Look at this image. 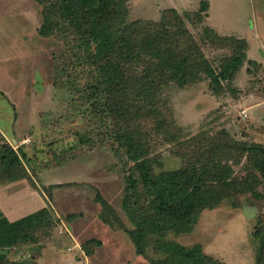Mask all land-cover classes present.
I'll list each match as a JSON object with an SVG mask.
<instances>
[{"label":"rangeland","instance_id":"374dc122","mask_svg":"<svg viewBox=\"0 0 264 264\" xmlns=\"http://www.w3.org/2000/svg\"><path fill=\"white\" fill-rule=\"evenodd\" d=\"M203 1L208 3L206 10ZM125 5L127 21L157 20L164 9L176 8L217 70L233 43L211 42L205 32L207 23L217 28L214 31L218 35L253 28L264 40V0H126ZM41 9L37 0H0V129L8 141L17 135L25 139L21 148L27 157L22 159L23 169L46 199L53 222L37 229L35 241L11 247L9 257L21 264H150L136 253L128 232L101 218L106 209L95 199L97 192L132 228L122 206L131 163L114 152L112 140L93 135L97 124L88 113V104L80 100L72 104L71 96L79 95L54 72L55 57L64 50V44L55 35L39 34ZM253 75L262 85L257 79L260 74ZM223 82L225 90L218 94L212 92L206 77L184 86L169 83L163 87L164 118L171 120L165 128L173 125L174 129L172 134L156 135L150 130L152 123L147 125L149 156L156 159V171L181 166L175 143L182 138L226 130L234 139L251 140L245 129L249 118L238 105L230 104L231 96L238 97L237 86L234 80ZM85 132L89 141L81 137ZM5 140L0 133V143ZM12 143L16 148L21 144ZM234 169L243 173L242 161L234 164ZM258 190V196L248 193L234 202L224 199L213 208L202 209L190 229L169 232L167 238L185 246L200 243L202 251L219 264L255 263L260 235L264 236V183ZM89 239H99L100 243H86ZM75 243L80 247H74ZM146 251L153 257L162 255L153 243Z\"/></svg>","mask_w":264,"mask_h":264},{"label":"trees","instance_id":"16d2710c","mask_svg":"<svg viewBox=\"0 0 264 264\" xmlns=\"http://www.w3.org/2000/svg\"><path fill=\"white\" fill-rule=\"evenodd\" d=\"M37 2L42 6L39 34L55 35L63 41L64 50L55 57L54 72L79 95L71 96L72 104L79 100L88 104V113L97 124L93 135L112 140L114 152L131 163L122 206L132 228L97 192L95 199L102 208L107 210V206L110 214L107 217L108 212L102 211L101 218L128 232L136 253L150 264H219L202 251L200 243L185 246L168 239L167 234L190 229L202 209L213 208L224 199L234 202L244 194L258 196V187L264 183V142L237 140L226 130L196 134L175 143L182 157L179 168L156 171V159L149 156L147 125L152 123L150 130L156 135L173 133V125L165 128L171 120L164 118L166 101L161 97L169 83L184 86L206 77L213 93L225 90L223 81L233 80L246 60V41L218 35L206 25L211 42L233 43L217 70L176 8L164 9L157 20L127 21L126 0ZM207 7L203 1V9ZM83 134V141H89V133ZM26 158L20 148L1 142L0 178L27 177L22 166ZM241 161L244 172L238 173L234 164ZM47 206L15 220L7 219L0 210V264H21L10 259L9 249L35 241L37 229L53 223ZM112 217L114 220L108 219ZM260 239V253L253 264H264L262 234ZM90 241L100 243L99 239L86 243ZM150 243L160 257L147 253Z\"/></svg>","mask_w":264,"mask_h":264},{"label":"crops","instance_id":"0c3cea01","mask_svg":"<svg viewBox=\"0 0 264 264\" xmlns=\"http://www.w3.org/2000/svg\"><path fill=\"white\" fill-rule=\"evenodd\" d=\"M207 25L214 30L217 29L210 23H207ZM252 29L248 28V32L244 33L226 32L223 34V32H219V34L233 35L246 40V48L244 50L246 60L239 67L233 79L238 89V97L231 96L230 104L232 106L238 105L239 109H245V117H248L250 121L248 127L245 128L249 135L248 139L264 142V40L259 38L258 32ZM248 60L251 62H248ZM251 64H255L256 66L252 67ZM253 74H260L257 79H260L259 82H262V85L254 81L256 77ZM243 78L246 80L244 85ZM229 109H231V106ZM250 111L252 113L249 116ZM0 133L7 141L10 139L1 129ZM20 136L22 137V135L13 136L10 140L11 142L8 141L10 144L18 141L21 143L17 148L15 146L16 143L15 145L12 143L11 145L14 149L20 148L22 150L21 148L24 146L23 141L25 139L22 137L19 140ZM45 200L42 193L32 186L27 177H20L14 180L0 178V210L9 220L18 219L47 206Z\"/></svg>","mask_w":264,"mask_h":264},{"label":"built area","instance_id":"2783aa9c","mask_svg":"<svg viewBox=\"0 0 264 264\" xmlns=\"http://www.w3.org/2000/svg\"><path fill=\"white\" fill-rule=\"evenodd\" d=\"M241 113L245 116L246 115L245 109H241ZM74 247H80V246L78 243H75ZM69 249H71V247H69Z\"/></svg>","mask_w":264,"mask_h":264}]
</instances>
